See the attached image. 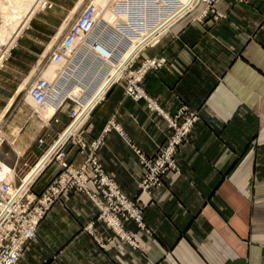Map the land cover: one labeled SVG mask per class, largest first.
Wrapping results in <instances>:
<instances>
[{
  "label": "crops",
  "instance_id": "0c3cea01",
  "mask_svg": "<svg viewBox=\"0 0 264 264\" xmlns=\"http://www.w3.org/2000/svg\"><path fill=\"white\" fill-rule=\"evenodd\" d=\"M46 1L50 8L34 12L0 68V160L11 167L14 186L39 167L71 121L72 103L62 100L71 94L39 106L18 97L32 81L33 76L18 89L33 66L47 64L48 43L67 29L68 24L60 28L67 12L74 15L83 4ZM200 10V3L185 8L130 59L136 68L144 59L163 58L140 83L159 112L143 98L125 96L123 81L113 79L77 129L85 146L70 140L63 146L64 160L76 167L88 143L101 138L94 154L102 168L125 194H137L144 203L147 232L131 219L122 221L141 247L98 219L89 196L71 187L40 217L15 264H264V0H218L206 15ZM72 92L79 95L74 87ZM180 104L197 115L174 156L180 171L165 172L159 185L139 192L141 166L130 145L153 154L168 136L162 115ZM109 120L126 139L107 127ZM60 170L57 159L45 162L30 189L40 192ZM87 187L95 190L91 182ZM90 220L103 245L83 228Z\"/></svg>",
  "mask_w": 264,
  "mask_h": 264
},
{
  "label": "built area",
  "instance_id": "2783aa9c",
  "mask_svg": "<svg viewBox=\"0 0 264 264\" xmlns=\"http://www.w3.org/2000/svg\"><path fill=\"white\" fill-rule=\"evenodd\" d=\"M215 2L216 0H200L199 3L203 4L201 11L205 13L204 11L214 8ZM91 11L92 7L89 4L82 7L79 13L70 22L65 32L61 35L58 44L52 47L48 54L49 59L57 61L61 55L65 54L67 45L73 41L77 32L79 30L87 31L90 28L93 20L91 18ZM216 17L217 16H214V18ZM96 27L90 29L89 31L91 32L89 34H91L96 29ZM131 62L125 66L122 75L118 77V79H124V95L134 100L144 98L147 101L148 106L156 108L151 99L146 96L139 83L145 72L161 66V64L164 62L163 58L159 57L144 59L136 68L131 67ZM34 83L36 85L32 89L31 93L33 94L36 102H39L43 99L47 101H58L59 96L62 94V92L59 94H51L50 88L52 84L43 82L39 78H37ZM55 87L58 90H61L59 86L55 85ZM46 89H48L47 92ZM65 98L71 99L68 96H64L62 100ZM71 100L74 102V104H72V107L69 109L68 115L73 120L75 118L76 108H78L77 106L80 104L75 99ZM164 118L167 122L168 128L170 129V135L164 145L158 146L156 153L152 157H147L143 155L138 149L133 148L143 167L142 175L138 182L139 187L143 191H148L151 186L158 184L166 170H178V167L174 163L173 155L177 146L181 145L186 140L191 127L197 119V116L194 110L188 109L185 105H179L174 117L171 118L165 115ZM81 123L71 134H68L62 142L57 144L50 153V158L58 159L59 163L62 165L63 171L53 178V180L46 187H44L40 193L37 195L35 193L27 195V202L29 203L30 201L34 200V206L28 207L29 210L20 211L21 208L18 207V204L23 193L25 192V190H23L21 194L10 203L11 208L0 217V264H12L15 262V260L21 254L22 242L28 238L34 237L36 224L45 210L58 197L59 194L65 193L70 186H75L79 190L86 191L99 209L98 216L113 229H115L120 236H124L134 245L137 244L136 238L133 235L125 233V231L121 228L119 217H122L123 219L131 217L137 222L138 225L143 226L141 218V205L126 197V195L119 189L111 177L103 172L100 164L92 155L93 151L100 145L101 138L99 137L89 142L88 145L89 152L85 159L91 170L89 176L86 173L85 163H81L79 166L73 167L67 164L64 160L65 153L62 149V145L65 141L70 140L72 142H76L78 146H84L83 140L76 135L77 129ZM108 126H112L119 132L121 136H124L123 132L113 121L109 120L107 127ZM40 141L41 140L39 139V142ZM88 177H90L94 182L98 190L97 193L90 192L86 189L85 181ZM7 184V182L2 181V187H5ZM27 188L28 185L25 189ZM6 195V192L0 190V200L5 199L7 197ZM11 215H15L17 221H19V226H16L14 231L10 229L13 225V222L11 220L6 221V219ZM29 226V230L25 232L26 228ZM91 226L92 225L90 221L84 225V228H86L88 231H91ZM11 232L13 234L9 235ZM8 235V242L4 243L3 245L2 242L7 239ZM17 239L18 241L16 246L12 247L15 243V240Z\"/></svg>",
  "mask_w": 264,
  "mask_h": 264
},
{
  "label": "rangeland",
  "instance_id": "374dc122",
  "mask_svg": "<svg viewBox=\"0 0 264 264\" xmlns=\"http://www.w3.org/2000/svg\"><path fill=\"white\" fill-rule=\"evenodd\" d=\"M5 1V0H4ZM4 1H3V3H4ZM79 1V0H78ZM78 1H77V3H78ZM91 0H83V4H82V6L80 7V9H79V11L82 9V7L83 6H85V5H87V4H89V2H90ZM97 0H92V2L93 3H95ZM102 1V3L104 4V5H106L107 7H109V8H107L106 10H110V11H113V8L114 9H121V10H124L126 13L128 12L130 15H129V17H134V16H136V15H138V12H141L142 10V5L144 6V4L145 5H150V7L151 6H154V3H153V0H101ZM138 1V2H137ZM141 1V2H140ZM218 0H216V2H217ZM232 1H234V2H241V1H243V0H232ZM6 2V1H5ZM215 2V3H216ZM160 3H161V1H160ZM199 4V0H197L194 4ZM6 4V5H5ZM201 4V3H200ZM4 6H5V8L4 9H2L1 10V8H0V54H4V57H2L1 58V60H0V68L2 67L1 65L3 64V62L7 59V57H8V53H9V50H10V48H12V46L14 45V42H15V40L18 38V36L22 33V31L25 29V28H27L28 29V24H30V21L32 20H34L33 18V14H34V12L36 11V10H38V9H40V8H50V6L51 5H48L47 4V1L46 0H35V1H33V0H7V2L6 3H4L3 4ZM39 5V6H38ZM95 5V4H94ZM156 5H158V4H156ZM35 6V7H34ZM34 7V8H33ZM125 8V9H124ZM128 10H127V9ZM202 8H203V4H201V10H202ZM213 9V8H212ZM212 9H209V10H207V11H204L205 13H203L201 10H200V12H199V14H200V16H203V15H206V13H208V12H210ZM141 10V11H140ZM159 11V9H158V7L156 6L155 7V9H154V13H155V15H157V14H159V12H157V11ZM26 11H27V14H26ZM79 11L76 13V14H74V15H72L73 14V12L71 11V13L70 14H68V12H67V17L64 19V23L62 24V26L60 27V28H62L64 25H66L67 26V24H68V26H69V24H70V22L75 18V16L79 13ZM109 11V13H113V14H109V15H106V19L109 21H107V23H109L110 25L112 24L113 25V21L115 20V17H116V14H114V11L113 12H110ZM184 12V11H183ZM106 13L108 14V11H106ZM203 13V14H202ZM2 14H5V17L4 16H2ZM7 15V16H6ZM26 15H29L30 17H28V16H26ZM69 15V16H68ZM2 16V17H1ZM23 16H25L24 18H23ZM71 16V17H70ZM215 16H217V17H221V15H217V14H215ZM216 17V18H217ZM5 18V19H4ZM111 19V20H109V19ZM24 19V20H23ZM134 19V18H133ZM143 19V18H142ZM31 21V22H32ZM111 21V22H110ZM20 22V23H19ZM26 24H25V23ZM115 22V21H114ZM136 22H138V21H136ZM140 22H143V21H140ZM21 23H23L22 25H21ZM103 25H105L104 23H102ZM102 24H100V25H97V27H96V29L91 33V34H89L88 36H86L85 37V41L87 42V43H91L93 40H95V42L96 43H98V45H99V50H103L104 48L101 46L100 47V45L101 44H99V42H102V40L104 39V41H106L107 40V38L108 37H111L112 39H113V37H115V35H114V30L110 27V26H107V25H105V26H103ZM143 23H141V24H137L138 26V28H140L141 27V25H142ZM17 25L19 26V27H17ZM27 26V27H26ZM128 26L129 25H126V28H128ZM143 26V25H142ZM14 27V28H13ZM21 27V28H20ZM107 27V28H106ZM121 27H123V25H121ZM129 27H131V25L129 26ZM125 28V27H124ZM15 30V31H14ZM17 30V31H16ZM18 30H20L19 31V33H18ZM97 31V32H96ZM59 32V31H58ZM12 33V34H11ZM32 33H34V32H32ZM38 34V33H37ZM59 34V33H58ZM58 34H56L54 37H52L51 38V40H50V42L48 43V46H49V48H48V50H49V52L51 51V49H52V47H54L56 44H58V42H59V39L61 38V36L60 37H58L57 35ZM11 35H12V37H14L15 35H17V37L15 38V39H13L12 37H11ZM14 35V36H13ZM106 36V37H105ZM58 37V38H57ZM56 38V39H55ZM90 38V39H89ZM89 39V40H88ZM137 39H138V37H136V38H132V39H130L129 40V42L125 39V38H121V40L119 39V43H118V45L116 46V50H115V52H114V54L112 55V57H111V59H110V62H111V65L112 66H118V65H114L115 63H114V60L116 59H119V57H126V55L128 54V52L130 51V49H131V47L136 43V41H137ZM51 41H53V43H51ZM90 41V42H89ZM124 41V42H123ZM122 42V43H121ZM9 43V44H8ZM104 44H106V42H104ZM146 44V43H145ZM125 45V46H124ZM122 47V48H121ZM125 47V48H124ZM3 48H4V50H3ZM7 48H8V50H7ZM79 48V49H78ZM77 48V51H76V53H75V55H74V57H73V61L75 62V64L74 65H72L73 66V69H67L66 71L67 72H69L68 74L66 73V77H67V79L65 80V78L64 77H62L61 78V76H58L57 77V79L55 80V81H59V80H62L63 82H62V84L60 85L61 87L60 88H62L63 89V87L65 88L68 84L67 83H69V82H71L73 79H77V80H79V81H81V82H83L82 83V85L84 86V90H83V92L81 93V94H77V95H75L73 92H72V89H73V87H71V85H72V83H70L69 85H68V91H67V93L68 94H71V96H73L74 98H72V97H70V96H68L69 98H71V99H75V100H77L78 101V103L80 104V105H78V107L81 109L82 108V105H81V102H79L81 99H83V98H86V94L88 93V92H91V90L94 88V85H93V82L92 83H89V81L91 80V79H99V78H101L103 75H104V73H105V68H102V66L100 67L99 66V64L98 63H96V62H91L92 60H97L98 62H103V60L100 58V55L99 56H97L95 53L92 55V57H90L91 56V53H90V51H88L87 50V48L84 46V45H80L79 47ZM118 48V49H117ZM7 50V51H6ZM2 51V52H1ZM49 54V53H48ZM87 54V55H86ZM89 58H88V57ZM83 57V58H82ZM87 59H89V61H88V63H90V64H87L86 63V60ZM50 60L51 59H49L48 58V55H47V57H46V60H45V63H47V64H45L44 65V63H42L41 65H39V66H37V65H34L33 66V68H32V70L24 77V79H23V81L18 85V89H21V88H23V84H24V82H26V80L27 79H29L31 76H33L32 77V81H30L28 84H26L25 86H24V89L20 92V95L18 96L19 98H21V99H28V100H30V97H29V95H30V91H31V87L35 84L34 83V81L37 79V78H44L43 76H42V74H41V72L42 71H45L48 67H46L47 65H49L50 64ZM78 61V62H77ZM129 61H131V60H129ZM163 64V63H162ZM161 64V65H162ZM82 65H84V66H82ZM87 66H88V70L90 69V70H93V69H95V70H97L98 72H92V71H90V72H92V74L91 73H86V74H84V76L82 75V74H79V75H77V76H74L78 71H80L81 69H83L84 71H86V68H87ZM83 67V68H82ZM92 68V69H91ZM99 68V69H98ZM82 70V71H83ZM82 71H80V72H82ZM83 73V72H82ZM146 73V72H145ZM90 76V77H89ZM119 76V75H118ZM117 76V77H118ZM144 76V75H143ZM46 78V77H45ZM116 80H124L123 78L121 79H116ZM142 80V79H141ZM85 83V84H84ZM140 83H141V81H140ZM139 83V84H140ZM32 85V86H31ZM56 86H58V83H56L55 84ZM54 85V86H55ZM93 85V86H92ZM141 86V85H140ZM142 88V87H141ZM142 90H143V88H142ZM144 91V90H143ZM63 92V91H62ZM145 93V92H144ZM89 94V93H88ZM87 94V95H88ZM31 96V95H30ZM126 96V95H125ZM130 98V97H129ZM70 99V101H71V103L72 104H74V102H72V100ZM132 99V98H131ZM140 99V98H139ZM144 99V98H143ZM74 100V101H75ZM85 100H87V99H85ZM84 99H83V101H85ZM134 100V99H133ZM137 100V99H136ZM147 102V101H146ZM34 103V102H33ZM36 105V104H35ZM181 105V104H180ZM147 106H148V104H147ZM156 106V105H155ZM186 106V105H185ZM72 107V105L69 107V109ZM148 108H151V109H153V110H156V111H158L159 112V110H158V108L156 107V108H153V107H150V106H148ZM178 108V107H177ZM188 108V107H187ZM188 109H190V108H188ZM177 110V109H176ZM192 110V109H191ZM69 111V110H68ZM175 113H176V111L173 113V114H170V115H166V114H163L162 116L164 117L165 115L167 116V117H174V115H175ZM196 113V112H195ZM69 116V115H68ZM87 116V115H86ZM197 116V115H196ZM70 118V117H69ZM86 118V117H85ZM71 119V118H70ZM164 120H165V118H164ZM179 120V119H178ZM177 120V121H178ZM197 120V119H196ZM71 121H73L72 119H71ZM71 121H70V123H71ZM165 122H166V120H165ZM70 125V124H69ZM69 125L67 126V128L65 129V130H63V132L62 133H64V132H66L67 130H68V128H69ZM166 127H167V129H168V136H167V138H166V140L168 139V137H169V135H170V129L168 128V126H167V122H166ZM192 128V127H191ZM191 130V129H190ZM190 132V131H189ZM62 133H61V135H62ZM124 134V133H123ZM60 135V136H61ZM0 137H1V142H0V146H1V144H2V142H3V135H2V131L0 130ZM124 139H126V136H125V134H124V136H122ZM187 138H188V136H187ZM187 138H186V140H187ZM39 139L40 138H38V139H36V142H37V144L38 143H40L41 141H42V139H40L41 141L39 142ZM59 139V138H58ZM57 139V140H58ZM166 140H165V142H166ZM186 140L183 142V143H185L186 142ZM57 142V141H56ZM55 142V143H56ZM84 142V141H83ZM165 142L164 143H160V144H157L156 145V149H155V151H154V153L153 154H151V155H146V154H144L143 152H141L138 148H136V149H138L143 155H145V156H147V157H152L155 153H156V151H157V148H158V146H161V145H164L165 144ZM54 143V144H55ZM66 143V141L63 143V145H62V149H63V146H64V144ZM182 143V144H183ZM52 145V146H50L49 148H48V150H47V152L49 151V150H51V148H54V146L55 145ZM101 144V143H100ZM88 145H89V143H88ZM84 146H85V142H84ZM83 146V147H84ZM80 148H83V147H81V146H79ZM130 147L132 148V150H133V148H135V147H133V146H131L130 145ZM178 147V146H177ZM98 148V147H97ZM96 148V149H97ZM95 149V150H96ZM94 150V151H95ZM94 151H93V156H94V158H96V160L98 161V158L95 156V154H94ZM133 152H134V150H133ZM176 152H177V148H176V151H175V153H174V155H173V160H174V163L176 164V162H175V154H176ZM134 154L136 155V157H137V159H138V162L140 163V161H139V158H138V156H137V154L134 152ZM65 157V156H64ZM87 157V156H86ZM52 159H57V158H48V160L46 161V162H50V161H52ZM41 160V159H40ZM58 160V159H57ZM66 162V161H65ZM39 163V162H38ZM37 163V164H38ZM82 163H85L86 164V173L88 174V176L90 175V173H91V170H90V168H89V164H87V162H86V159H84V161L82 162ZM98 163L100 164V162L98 161ZM0 164H4V165H6L5 163H3L1 160H0ZM36 164V165H37ZM36 165L34 166V167H36ZM70 165V164H69ZM80 165V164H79ZM78 165V166H79ZM60 166H61V170L60 171H58V173L53 177V178H55L61 171H63L62 170V165L60 164ZM100 166H101V164H100ZM140 166H141V174H140V178H141V175H142V171H143V167H142V165H141V163H140ZM176 166H177V164H176ZM0 167H1V165H0ZM6 167H9L8 165H6ZM74 167V166H73ZM77 167V166H76ZM178 167V166H177ZM101 168H102V166H101ZM10 169H11V167H10ZM33 170V169H32ZM102 170H103V172L104 173H106L105 171H104V169L102 168ZM172 171V172H174V173H178L179 171H180V169H179V167H178V170L176 171V170H174V169H168V170H166L165 172H167V171ZM31 170H29V172H30ZM39 172V171H38ZM165 172L163 173V175H162V177H161V180H160V182L158 183V184H156V185H159L161 182H162V179H163V176H164V174H165ZM9 174H12L11 173V170H10V173ZM9 174L5 177V179H7V181H8V179H9ZM107 174V173H106ZM108 175V174H107ZM109 177H111L110 175H108ZM4 178V177H3ZM53 178L50 180V182L53 180ZM140 178H139V180H140ZM112 179V178H111ZM10 180H12V179H10ZM113 180V179H112ZM139 180L137 181V188H138V190H139V192H142V193H148L149 192V190L151 189V187H153V186H156V185H153V186H151L149 189H148V191H143L140 187H139V184H138V182H139ZM114 181V180H113ZM49 182V183H50ZM87 182H91L92 184H93V186H94V188H95V190L94 191H92V190H90L88 187H87ZM115 182V181H114ZM48 183V184H49ZM11 184H12V181H11ZM20 184V183H19ZM18 184V185H19ZM47 184V185H48ZM115 184H116V182H115ZM18 185H16V186H18ZM47 185H45V187L47 186ZM117 185V184H116ZM12 186H14L13 184H12ZM85 186H86V189L88 190V191H90V192H95V193H97L98 192V190H97V188H96V186H95V184H94V182L91 180V178L90 177H88L87 179H86V181H85ZM118 186V185H117ZM71 187H75V186H70L68 189H67V191L71 188ZM119 187V186H118ZM44 188V187H43ZM76 188V187H75ZM76 189H78V188H76ZM119 189H120V187H119ZM43 190V189H42ZM41 190V191H42ZM79 190V189H78ZM121 190V189H120ZM40 191V192H41ZM67 191L65 192V193H67ZM80 191H82V190H80ZM122 191V190H121ZM40 192H38V193H40ZM83 192H85L86 194H87V192L86 191H83ZM123 192V191H122ZM31 193H34L31 189H30V184H28V188L27 189H25V192L23 193V195H22V198L20 199V202H19V204H18V207H20L21 209H20V211H26V210H29L28 209V207H33L34 206V200H32V201H30L29 203L27 202L28 200H27V195H30ZM38 193H35L36 195L38 194ZM65 193H61V194H65ZM124 193V192H123ZM61 194H59V195H61ZM125 194V193H124ZM59 195H58V197H59ZM88 195V194H87ZM126 195V197H128V198H130L131 200H133L135 203H138V204H140L141 205V218H142V222H143V226H140V225H138L137 224V222L133 219V218H131V217H128V218H125V219H123L122 217H119V220H120V223H121V228L123 229V227H122V221H124V220H127V219H131V220H133L135 223H136V225H138L139 227H141L145 232H147V229L145 228V226H144V221H143V217H142V212H143V209H144V203H143V201L142 200H140V198L137 196V194L136 195H134V196H128L127 194H125ZM89 196V195H88ZM57 197V198H58ZM56 198V199H57ZM90 198V197H89ZM55 199V200H56ZM91 199V198H90ZM54 200V201H55ZM53 201V202H54ZM91 201H92V199H91ZM52 202V203H53ZM93 202V201H92ZM51 203V204H52ZM94 203V202H93ZM50 204V205H51ZM26 205V206H25ZM94 205L96 206V204L94 203ZM97 207V206H96ZM98 208V207H97ZM48 209V208H47ZM46 209V210H47ZM45 210V211H46ZM99 210V209H98ZM45 213V212H44ZM43 213V214H44ZM98 214H99V211H98ZM98 214L96 215V217L98 218V219H101L102 220V218H100L99 216H98ZM7 220H11L12 222H13V225H12V227L10 228L12 231H14L15 229H16V226H19V221H17V219H16V217H15V215H11V216H9L7 219H6V221ZM91 221V220H90ZM90 221H88V222H90ZM102 221H104V220H102ZM87 222V223H88ZM105 222V221H104ZM106 223V222H105ZM107 224V223H106ZM85 225V224H84ZM84 225H83V228H84ZM91 225H92V221H91ZM108 225V224H107ZM110 228H112L110 225H108ZM92 227V226H91ZM87 232H89L90 234H93L92 233V228H91V231H88L86 228H84ZM113 229V228H112ZM118 235H119V233L115 230V229H113ZM125 231V230H124ZM125 233H127L126 231H125ZM13 233L11 232L9 235H12ZM127 234H129V233H127ZM9 235L7 236V239L4 241V242H2V244L4 245V243H7L8 242V240H9ZM131 235V234H130ZM93 236H94V240L96 241V243H98V244H100V245H103L104 244V242L101 240V238L100 237H98V236H95L94 234H93ZM120 236V235H119ZM135 238H136V245H134L132 242H129L124 236H120L121 238H123V239H125L132 247H134V248H136V247H141V245H139V239L135 236V235H133ZM97 237V238H96ZM33 238V237H32ZM32 238H28L27 240H24L23 242H22V250H21V254H22V251H23V248H24V245L28 242V241H30ZM98 239V240H97ZM1 246V245H0ZM21 254H20V256H21ZM20 256L15 260V262L14 263H12V264H15L16 262H17V260L20 258Z\"/></svg>",
  "mask_w": 264,
  "mask_h": 264
},
{
  "label": "bare ground",
  "instance_id": "6f19581e",
  "mask_svg": "<svg viewBox=\"0 0 264 264\" xmlns=\"http://www.w3.org/2000/svg\"><path fill=\"white\" fill-rule=\"evenodd\" d=\"M3 1L4 0H0L1 10L5 8V6L3 4L6 3L7 0H5L6 2L4 1V3H3ZM33 1H35V0H33ZM160 1H161V3H160ZM196 1L197 0H153L154 6L150 7V5H148V6L145 4H144V6L142 5V7H143L141 9L142 11L140 10L141 12H138V15H136L134 17H129L130 14L128 12L126 13L124 10H121V9L117 10V9L113 8L114 14H116V17L114 20L115 22L113 21V25L112 24L110 25L109 23H107L108 20L106 19V15H109V14L111 15L113 13H109L110 10H106L109 7L104 5L105 3L103 4L101 0H97L95 3H93L92 0L89 2V5H91V7H92L91 18L93 19L92 23L90 25V28L87 31L79 30L77 32V34L75 35L73 41L67 45V47L65 49V54L61 55L57 61H54L53 59L50 60V64L46 66L48 68L45 71L41 72V74L44 78H40V80H42L43 82L52 84V86L50 88L51 94H57V93L59 94L62 91H63L62 94L63 93L68 94L67 93V91L69 90L68 85L70 83H72L71 87H74L75 90L77 91V93L81 94L84 90L83 89L84 86L82 85L83 82L76 80V79H73L71 82L67 83L68 85L65 88L63 87V89L61 88V90H58L54 86L56 83H58V86L61 87L59 81H55V80L57 79L58 76H61V78H62L66 75V73L68 74L69 72L66 71L67 69H73L72 65L75 64V62L73 61V57L77 51V48L80 45H84L87 48V50L90 51V53L92 55L94 53L97 56L100 55V58L103 60V62H98L97 60H92L91 62L92 63L96 62L99 64L100 67L102 66V68H105V73L101 78L96 79V80L91 79L89 81V83L93 82L94 88L91 90V93L86 98L87 100H85L84 104H83V102H81V100L79 101V102H81L82 108L80 109L77 106L78 108H76L75 118L73 119V121H71L68 130L66 132L62 133V135L59 137L57 142L54 144L55 146L57 144H59L60 142H62L66 138V136L68 134H71L74 131V129L81 123V121L86 117L90 107L94 104V102L98 98H100L102 96V94L105 91L106 87L108 86L109 82L112 81L113 79H118V77H120L122 75L123 70L125 69V66L130 63L129 60L131 59V57L145 43H147L148 41L153 39L156 35L167 30V28H169L170 24L173 23L177 18H179L181 16V14L185 10V8H187L190 5H193ZM156 4H158V5H156ZM156 6L158 7V9L160 11L159 12L156 10L157 12H159V14H157V15H155V13H154V9ZM106 11H108V14L106 13ZM113 11H110V12H113ZM26 14H27V11H26ZM2 16L5 17V14H2ZM26 16L30 17L29 15H26ZM24 17L25 16H23V18ZM109 20H111V19H109ZM136 21H138V22H136ZM140 21H143V22H140ZM102 23H104L107 26H110L114 30L115 37H113V39L111 37H108L107 40L105 41L106 44H104V39L102 40V42H99V44H101L100 47L102 46L104 48L103 50H99V48H98L99 45H98V43L95 42V40H93L91 43H87L85 41V37L91 32V31H89L90 29H93L94 27H96L97 25H100ZM141 23H143L142 24L143 26L141 25V27L138 28L137 24H141ZM22 24L23 23H21V25ZM105 25H103V26H105ZM121 25H123V27H121ZM126 25H129V26L131 25V27L128 26V28H126ZM17 27H19V26L17 25ZM19 31L20 30H18V33H19ZM11 37H12V35H11ZM16 37H17V35H15L12 38L15 39ZM136 37H138V39H137L136 43L131 47V49L128 52V54L126 55L124 61L121 64H118V66H115V67L112 66L110 59L116 50V46L119 43V39L121 40V38H125L129 42L130 39L136 38ZM3 50H4V48H3ZM7 50H8V48H7ZM92 55L90 57H92ZM2 57H4L3 53L0 54V60ZM88 61H89V59L86 60V63L90 64L91 62L88 63ZM82 66H84V65H82ZM95 69H93V70L89 69L88 70V66H87L86 71L81 69L80 71L83 70L82 71L83 73L78 71L75 74V76H77L79 74H82L84 76V74H86V73L92 74V72H98ZM90 71H92V72H90ZM35 85L36 84H34L31 87V91ZM48 89H46V92ZM31 91H30L31 96L29 95V97L34 102V104H36L37 106L43 105L46 102H48L47 100H44V99L39 101V102H36ZM62 94L60 96H62ZM52 101L53 100H50V102H52ZM55 101L56 100H54L53 102H55ZM1 140L2 139L0 137V142H1ZM52 150H53V148H51V150H49L47 152V154H46L47 157L43 160V162L39 165V167L36 170H34L23 182L21 181L18 186H12L11 180L7 181V179H5V177L10 173V169H9V167H6V165H4V164H0L1 165V167H0V190L7 193V195H6L7 197L3 200H0V217L3 216L5 214V212H7L8 209L11 208L10 203L18 195H20L21 192L23 190H25V188L29 184V182H31V180H33V178H35V175L38 173L40 168L44 165V163L48 160V158H50V153L52 152ZM2 181L7 182L8 184L5 185V187H2ZM29 228H30V226L26 228L25 232L27 230H29ZM17 241H18V239L15 240V243L12 247L16 246Z\"/></svg>",
  "mask_w": 264,
  "mask_h": 264
}]
</instances>
